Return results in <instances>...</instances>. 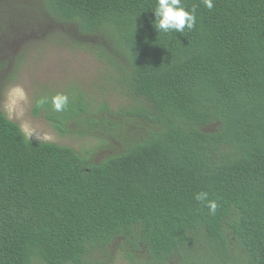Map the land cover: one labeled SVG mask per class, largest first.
I'll return each mask as SVG.
<instances>
[{
	"label": "trees",
	"instance_id": "obj_1",
	"mask_svg": "<svg viewBox=\"0 0 264 264\" xmlns=\"http://www.w3.org/2000/svg\"><path fill=\"white\" fill-rule=\"evenodd\" d=\"M32 1L137 102L81 121L117 149L100 163L27 138L0 107V264H103L117 242L146 264H264V0H181L196 11L183 33L156 29L158 0ZM66 96L39 103L61 136L88 111Z\"/></svg>",
	"mask_w": 264,
	"mask_h": 264
},
{
	"label": "rangeland",
	"instance_id": "obj_2",
	"mask_svg": "<svg viewBox=\"0 0 264 264\" xmlns=\"http://www.w3.org/2000/svg\"><path fill=\"white\" fill-rule=\"evenodd\" d=\"M30 7L34 14L28 15ZM75 35L76 27L55 24L46 16L43 19L36 15L32 0H0V107L27 138L67 146L81 154L86 151L92 162L100 163L117 149L108 142L106 134L83 127L81 121L93 117L103 121L109 113L99 114L102 108L117 113L133 108L137 101L116 81V68L99 57L92 45L70 42ZM66 93L83 95L88 111L78 118V124L68 123L69 133L61 136L50 125L46 110L39 103H52L54 96ZM79 131L91 134L80 136ZM101 137H105L106 145ZM119 243L112 246L103 264L147 263L145 249L135 252ZM126 252L133 254L134 263L125 256ZM167 264H181L180 258Z\"/></svg>",
	"mask_w": 264,
	"mask_h": 264
},
{
	"label": "clouds",
	"instance_id": "obj_3",
	"mask_svg": "<svg viewBox=\"0 0 264 264\" xmlns=\"http://www.w3.org/2000/svg\"><path fill=\"white\" fill-rule=\"evenodd\" d=\"M206 8L211 10L214 7L213 0H203ZM156 16V29L168 33L175 31L183 33L185 28L192 30L196 25V11L193 8L191 11L186 10L182 6L181 0H158L157 7L154 11ZM46 101L41 100L44 104ZM68 104V97L63 94H58L52 98V105L56 111L63 110ZM197 201L206 202V206L211 214H215L218 207L214 200H208L207 192H200L196 195Z\"/></svg>",
	"mask_w": 264,
	"mask_h": 264
}]
</instances>
